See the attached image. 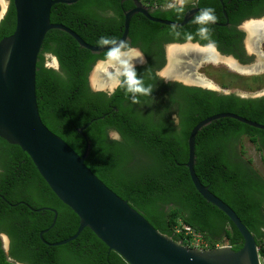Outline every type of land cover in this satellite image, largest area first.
I'll return each instance as SVG.
<instances>
[{"label":"trees","instance_id":"16d2710c","mask_svg":"<svg viewBox=\"0 0 264 264\" xmlns=\"http://www.w3.org/2000/svg\"><path fill=\"white\" fill-rule=\"evenodd\" d=\"M10 1L0 23V41L16 29V9ZM148 1L151 6L158 4L151 16L177 23L183 22L189 8L166 9L169 0ZM121 2L79 0L72 5L56 4L51 22L67 26L90 45L100 46L97 42L101 37L122 38L125 13L135 3ZM253 5L246 0H200V8L214 9L217 19L213 23L228 22L221 27L212 22L196 23L198 13L181 28L152 22L143 14L134 15L128 44L147 55L148 65L138 67L137 72L145 87H152V94L138 97L139 104L132 103L131 94L123 87L112 95L93 91L89 76L97 62L105 60L106 52L93 53L66 32L49 31L38 57L36 90L43 123L82 156L87 142L79 130L93 121L84 131L90 143L86 166L155 229L186 246H190L189 237L177 232L183 225L203 235L206 249L231 246L239 251L244 246V238L230 218L207 202L194 186L186 166L188 140L201 121L221 113L264 125V96L244 98L180 83L165 84L156 72L166 64L164 44L185 42L189 35L191 41L215 45L242 64L252 63L244 50L245 34L237 26L262 14L264 0H256ZM107 11L114 12L113 19L102 16ZM202 27L209 29L207 38L198 34ZM158 50L161 58L154 60L152 53ZM47 55L58 60L59 70L46 66ZM236 77L246 86L264 83V75ZM173 115L178 116L177 125L172 123ZM111 132L117 133L119 139L112 138ZM244 138L250 140L264 161V130L231 118L203 128L196 137L195 171L202 184L228 204L254 235L264 264V176L245 157ZM0 209V232L10 237L11 256L19 263L129 264L89 228L66 245L50 246L74 236L80 219L59 200L28 154L2 138ZM54 211L57 219L53 226ZM45 230L48 232L41 237ZM0 264L17 263L7 261L0 248Z\"/></svg>","mask_w":264,"mask_h":264},{"label":"water","instance_id":"95a60500","mask_svg":"<svg viewBox=\"0 0 264 264\" xmlns=\"http://www.w3.org/2000/svg\"><path fill=\"white\" fill-rule=\"evenodd\" d=\"M7 1L10 3V0ZM133 1L135 8L125 13L124 32L120 39L123 41L128 40L130 23L136 14H143L152 22L181 28L202 10L197 8L189 11L183 22L177 23L154 18L149 9L141 2ZM77 2L79 0H13L16 9V29L12 35L0 41V138L11 145L19 146L28 154L51 190L80 219V226L74 236L54 244H47L55 247L66 245L76 240L86 228H89L110 251L118 253L129 264H262L260 247L254 235L236 212L200 181L195 171V145L198 133L219 119L231 118L261 130H264L263 124L236 114L221 113L201 121L192 130L188 140L189 159L186 166L194 186L207 202L219 208L230 218L244 238V246L239 251H235L231 246L198 249L174 241L173 238L155 229L145 217L130 206L128 201L122 199L101 181L85 164L89 155L90 143L84 131L93 121L79 130L87 142L82 156L43 123L37 101L36 77L38 57L47 33L51 30H61L72 36L81 47L93 53L107 51L106 47L88 44L67 26L51 22L54 5H72ZM221 2L223 3V0ZM0 7L1 22L8 7L3 3V0H0ZM224 14L227 18L225 11ZM242 29L247 34L245 45L253 42L251 39L253 27ZM185 45L195 46L198 49H211L219 59L218 62L229 60L235 66L232 68L252 73L251 75H259L260 71L264 69V63L260 60L244 65L232 56L220 54L214 45L201 46L192 42L176 43L167 47V64L158 73L166 82L181 81L186 85L231 94L219 91L214 86L192 84L166 75L171 50ZM255 47L258 50V44ZM105 65L103 60L99 61L91 73L90 83L93 91L108 92L115 87L113 83L108 88L94 85L93 77L98 73L101 78L111 82L100 70ZM114 135L117 139L119 138L117 133ZM54 212L56 216L53 226L57 219V212ZM46 232L48 230L42 231L41 237Z\"/></svg>","mask_w":264,"mask_h":264},{"label":"rangeland","instance_id":"374dc122","mask_svg":"<svg viewBox=\"0 0 264 264\" xmlns=\"http://www.w3.org/2000/svg\"><path fill=\"white\" fill-rule=\"evenodd\" d=\"M3 3L6 5V7L9 6L7 0H3ZM248 26L253 27V33H251V39H253V42L251 41L246 45L247 51L249 52V54H255L256 56V58L254 57L255 60L253 59L251 64L255 63L257 60H260L262 61V63H264V22H261V20H258L256 22H244L242 28L247 29ZM256 44H258V50L255 47ZM199 63L201 65L195 68L194 73L203 81L206 80L208 84L207 86H214L219 91L229 92L231 94H237L244 97L264 96V83L262 85L258 83H248V87L246 86L247 84L243 83L236 77L237 75L244 78L261 76L264 75V69L260 71L261 74L259 75H251L252 73L236 70L223 61L215 62L214 60L207 59L205 61L202 60ZM100 70L105 72V74L110 77L111 69L109 66H102ZM100 80L103 81L104 78H100ZM224 85L227 86L224 88ZM112 136L114 137L115 135ZM242 147L245 151V157L251 159L253 161L254 167L261 173V175L264 176V161L262 160L261 155L256 151L255 146L250 142L248 138H244L242 140Z\"/></svg>","mask_w":264,"mask_h":264},{"label":"clouds","instance_id":"9594fccd","mask_svg":"<svg viewBox=\"0 0 264 264\" xmlns=\"http://www.w3.org/2000/svg\"><path fill=\"white\" fill-rule=\"evenodd\" d=\"M180 3L183 4L184 0H180ZM216 19L214 9L205 8L198 13L194 21L198 24L205 25L209 22H215ZM208 32V28L202 27L199 29L198 34L207 38ZM188 39H192L191 35L188 36ZM97 43L107 48L103 63L111 69L110 80L115 87H123L127 93L131 94L133 104L140 103L139 96L152 94L151 85L145 87L143 79L137 72V63L141 65L146 63V59L141 52L130 47L127 41L117 40L116 38L101 37ZM115 87L108 90V95L114 93ZM172 123L174 125L178 124L177 115H173Z\"/></svg>","mask_w":264,"mask_h":264},{"label":"flooded vegetation","instance_id":"af4514ba","mask_svg":"<svg viewBox=\"0 0 264 264\" xmlns=\"http://www.w3.org/2000/svg\"><path fill=\"white\" fill-rule=\"evenodd\" d=\"M137 1H139V2H141L145 7H147L148 9H149V12H151V11H153V9L154 8H157L158 7V4L157 3H155V5L154 6H151V4H150V2L148 1V0H137ZM246 1H248V3H249V1H250V4H254L255 5V3H256V0H246ZM199 2H200V0H184V3L183 4H181L180 3V0H169L168 1V3H167V6H164V7H166V9H171V8H174V7H189L188 9H187V11H186V14L189 12V11H191V10H193V9H197V8H199V9H202V8H200L199 7ZM124 3V0H122V2H121V4H123ZM10 4H11V1H10V3H9V6H10ZM170 5H171V7H170ZM253 5V6H254ZM8 6V7H9ZM135 8V7H134ZM133 8V9H134ZM132 10V9H131ZM130 11V10H129ZM128 12V11H127ZM199 13V12H198ZM260 13H262V14H260V16L259 17H252V18H250V19H247L246 21H244V22H248V21H254V22H256V21H258V20H264V7H263V9L261 10V12ZM185 14V15H186ZM102 16L104 17V18H108V19H113V16H115V14H114V12L113 11H107V13H103L102 14ZM4 18V17H3ZM2 21V20H1ZM244 22H242L240 25H238L237 26V29H239L241 32H243L244 34H245V38H244V41H243V45H244V50H245V53H246V56L247 57H249V58H251L252 60L254 59V57L256 58V56H255V54H249V52L247 51V48H246V45H245V39H246V33L244 32V30L242 29V25L244 24ZM1 23V22H0ZM213 23V22H212ZM213 24H215V25H217L218 27H221V26H227L228 25V22L226 23V24H221V23H213ZM186 26V25H185ZM214 32V31H213ZM110 35H112V34H110ZM177 35H180V32H178L177 33ZM218 36H220L219 35V33H218ZM129 41V38H128V40H127V42ZM190 42H192V43H196V44H199V45H201L199 42H193V41H191V40H186L185 42H181V43H179V42H176V43H178V44H186V43H190ZM176 43H168V42H166L165 44H164V49H163V55H164V59H165V61H166V64H167V47L170 45V44H176ZM208 45H212V44H207V45H205V46H208ZM155 46V45H154ZM201 46H204V45H201ZM215 46V45H214ZM216 47V46H215ZM132 48H134V49H137V50H139L143 55H144V57H145V59H146V63L145 64H139V63H137V68L138 67H143V66H147L148 65V63H149V59H148V57H147V55L145 54V52L141 49V48H139V47H132ZM216 49H217V47H216ZM156 50H157V48H156ZM200 52H202V53H205V55H206V57H208V56H211L210 58L208 57V59L209 60H214L215 61V59L214 58H212V57H216L215 56V54L212 52V50L211 49H206V51H203V50H199ZM217 51L220 53V54H222V55H225V54H223V53H221L218 49H217ZM161 50H158V51H155L154 53H152V58L155 60V59H158V58H161ZM225 56H232V55H225ZM185 57H187L188 59H191V57L190 56H185ZM232 57H234V56H232ZM235 58V57H234ZM46 59H47V61H46V66L47 67H49V68H53L54 70H59V62H58V60L55 58V57H53V56H51V55H47L46 56ZM207 59V58H206ZM236 59V58H235ZM202 60H204V59H200V61H202ZM237 60V59H236ZM255 60V59H254ZM99 61H102V60H99ZM98 61V62H99ZM104 61V60H103ZM239 61V60H238ZM97 62V63H98ZM240 62V61H239ZM241 63V62H240ZM166 64H165V66H166ZM242 64V63H241ZM251 64V63H250ZM244 65H247V64H244ZM164 66V67H165ZM163 67V68H164ZM184 67L186 68V65H181V68L182 69H184ZM162 68V69H163ZM94 69V68H93ZM161 69V70H162ZM161 70H157V72H156V75L165 83V84H169V83H180V84H182V85H185V86H192V85H186V84H184L183 82H181V81H165L163 78H161L160 76H159V71H161ZM93 71V70H92ZM92 73V72H91ZM103 73H105V72H103ZM106 76L105 77H108L109 78V76H107V74H105ZM90 76H91V74H90ZM90 76H89V84H90V87H91V83H90ZM110 79V78H109ZM206 81V80H205ZM103 82H106V85H97V87H101V88H108L109 86H111V84H112V82H109V81H106V80H103ZM207 82V81H206ZM109 83V84H108ZM192 87H199V86H192ZM118 87H116V89H117ZM202 88V87H201ZM92 89V88H91ZM115 89V90H116ZM93 90V89H92ZM95 92H105V93H108V92H106V91H104V90H99V91H95ZM115 92V91H114ZM113 133H115V132H111L110 133V136L112 137V138H114L112 135H114ZM117 139V138H116ZM119 139V138H118ZM22 204H25V202H22ZM27 205V207L29 208V209H33L29 204H26ZM15 206H18V205H15ZM41 209V208H40ZM40 209L39 210H37V211H40ZM0 212H1V209H0ZM0 248H1V250H3L4 251V254H5V257L7 258V261H9V262H11V263H17V264H23V263H19V262H17L15 259H13V257L11 256V251H12V245H11V240H10V237L6 234V233H4V232H0Z\"/></svg>","mask_w":264,"mask_h":264},{"label":"bare ground","instance_id":"6f19581e","mask_svg":"<svg viewBox=\"0 0 264 264\" xmlns=\"http://www.w3.org/2000/svg\"><path fill=\"white\" fill-rule=\"evenodd\" d=\"M199 50L206 51V49H198L197 47L191 46V45H185L182 47H177V48L172 49L170 52V62H169V65L166 71V75L177 78V79L184 80L192 84L208 85L207 82L198 78L194 73L195 68L201 65L199 63L200 59L206 60V58L208 59V57L209 58L211 57V56L206 57L205 53H202ZM185 56H190L191 59H188ZM212 58L215 59V62L219 61L217 57H212ZM225 63L235 68V66L233 65V62L227 60L225 61ZM181 65H186V68L184 67V69H182ZM100 78L101 76L99 73L95 75L94 85H100V86L106 85V82L101 81Z\"/></svg>","mask_w":264,"mask_h":264},{"label":"built area","instance_id":"2783aa9c","mask_svg":"<svg viewBox=\"0 0 264 264\" xmlns=\"http://www.w3.org/2000/svg\"><path fill=\"white\" fill-rule=\"evenodd\" d=\"M178 233L184 234L189 237V243L191 248L206 249L207 243L203 238V235L193 230L191 227L183 225V228L177 230Z\"/></svg>","mask_w":264,"mask_h":264}]
</instances>
